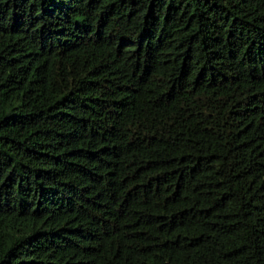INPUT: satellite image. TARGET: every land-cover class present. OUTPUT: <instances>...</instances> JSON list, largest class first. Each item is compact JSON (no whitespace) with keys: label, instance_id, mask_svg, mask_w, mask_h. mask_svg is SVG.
Instances as JSON below:
<instances>
[{"label":"trees","instance_id":"1","mask_svg":"<svg viewBox=\"0 0 264 264\" xmlns=\"http://www.w3.org/2000/svg\"><path fill=\"white\" fill-rule=\"evenodd\" d=\"M0 264H264V0H0Z\"/></svg>","mask_w":264,"mask_h":264}]
</instances>
